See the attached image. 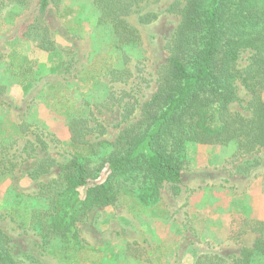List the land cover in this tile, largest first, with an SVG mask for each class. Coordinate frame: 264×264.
<instances>
[{"label":"rangeland","instance_id":"374dc122","mask_svg":"<svg viewBox=\"0 0 264 264\" xmlns=\"http://www.w3.org/2000/svg\"><path fill=\"white\" fill-rule=\"evenodd\" d=\"M182 3H144L128 18L141 39L121 52L110 47V30L98 24L95 0H53L44 27L55 49L48 52L39 47L41 34L30 30L39 0H0V151L5 165L9 155L21 156L13 173L0 176V227L12 238L19 264H201L206 254L223 258L222 264H237L242 248L254 245L257 234L233 238V233L244 228L242 218L264 221V151L240 155L233 143H187L179 192L167 183L151 206L140 203V176H124L117 203L89 212L76 225L81 246L75 252L63 240L44 245L27 226L31 208L41 203L40 185L59 175L54 166L32 179L37 165L46 158L63 165L75 156L91 157L88 146L72 144L69 124L74 117L86 118L96 129L102 125L105 134L100 129L88 139L103 141L98 151H108L129 125L122 118L127 104L134 110L131 121L140 116L139 106L157 89ZM149 13L156 19L141 23L140 15ZM12 51L31 62L25 83L13 75ZM251 54L243 51L240 70L245 71ZM114 64L130 68L133 76L123 73L125 82H112L107 73ZM238 86L241 101L231 110L249 116L251 95L240 81ZM16 206L20 209L14 215ZM255 264L264 262L256 259Z\"/></svg>","mask_w":264,"mask_h":264},{"label":"trees","instance_id":"16d2710c","mask_svg":"<svg viewBox=\"0 0 264 264\" xmlns=\"http://www.w3.org/2000/svg\"><path fill=\"white\" fill-rule=\"evenodd\" d=\"M147 1L95 0L98 24L110 30L111 48L122 52L139 43V30L128 18ZM52 2L39 0L38 15L30 26L31 31L41 34L39 47L48 52L55 49L44 27ZM178 15L180 21L167 45L169 55L159 69L156 91L139 106L140 116L134 121L130 120L134 110L129 111L127 104L122 118L129 125L109 145L110 150L98 151L103 141L88 139L100 129L105 134L102 125L96 129L86 118L74 117L69 124L72 144L88 146L91 157L75 156L63 165L46 158L30 174L37 179L49 174L54 166L59 169L57 179L40 185L41 203L31 208L27 221L44 245L63 240L68 251L79 250L81 238L76 225L83 223L89 212L114 206L126 175L140 176L139 200L144 206L156 204L167 183L175 185L178 193L176 185L182 180L189 142L233 143L240 155L264 151V0H183ZM156 17L155 13L141 14L139 21L149 23ZM246 50L252 54L242 71L239 60ZM8 59L16 79L27 82L31 75L29 58L12 51ZM129 61L125 57V63ZM123 73L133 76L130 68L115 64L107 74L112 82H125ZM239 81L251 95L249 116L231 110L232 104L241 101ZM19 157L9 155L5 165L0 151V176L13 173ZM19 209L16 206L13 214ZM240 223L244 228L234 232L233 238L248 233L258 237L252 247L242 248L236 263L264 262V221L242 218ZM12 242L0 227V264H19ZM202 258L201 264L225 262L213 254Z\"/></svg>","mask_w":264,"mask_h":264}]
</instances>
